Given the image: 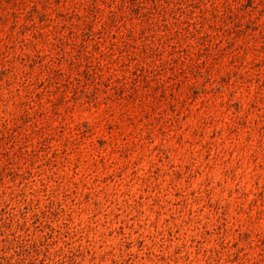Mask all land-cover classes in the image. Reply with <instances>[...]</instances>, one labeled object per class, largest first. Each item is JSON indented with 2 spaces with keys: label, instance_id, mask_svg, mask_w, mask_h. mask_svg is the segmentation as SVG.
Returning <instances> with one entry per match:
<instances>
[{
  "label": "rangeland",
  "instance_id": "1",
  "mask_svg": "<svg viewBox=\"0 0 264 264\" xmlns=\"http://www.w3.org/2000/svg\"><path fill=\"white\" fill-rule=\"evenodd\" d=\"M0 264H264V0H0Z\"/></svg>",
  "mask_w": 264,
  "mask_h": 264
}]
</instances>
